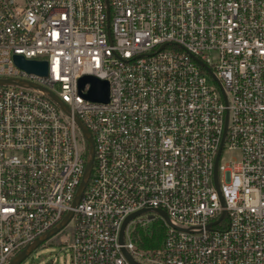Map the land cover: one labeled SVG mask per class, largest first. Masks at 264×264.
<instances>
[{"label":"built area","instance_id":"1","mask_svg":"<svg viewBox=\"0 0 264 264\" xmlns=\"http://www.w3.org/2000/svg\"><path fill=\"white\" fill-rule=\"evenodd\" d=\"M85 74L108 102L84 97ZM0 79L70 111L0 84V264L69 211L72 264H132L123 248L139 264H264V0H0ZM75 117L94 163L74 206L89 155ZM225 149L240 159L222 164ZM146 208L169 216L162 244L134 239L151 211L121 243Z\"/></svg>","mask_w":264,"mask_h":264},{"label":"water","instance_id":"2","mask_svg":"<svg viewBox=\"0 0 264 264\" xmlns=\"http://www.w3.org/2000/svg\"><path fill=\"white\" fill-rule=\"evenodd\" d=\"M14 60H15V63L19 67H21L22 69H24L30 73H34V74H38V75H42V76H46L48 74V63L46 60L25 59L22 55H15ZM6 83L17 84L19 82L12 80V79H0V84H6ZM19 84H22L25 86H30V87H32V86L39 87L40 89L47 92L55 102H57L63 109H65V111L67 113H70L66 104L63 103L60 100V98L58 96H56L53 92H51L49 89L42 87V86H39V85H36V84H33V83H30V82H25V81H22ZM86 84H89V87L85 92H83ZM78 88H79L80 92L83 93L84 97L91 100V101L108 102V100H109V94H110L109 82L106 79H102L96 75H88V74L82 75L78 80ZM75 121L79 125L80 129L83 132V135L85 136V138L89 144V155H88V159L86 162L85 171H84L82 180L80 182V185L78 187V191H77L76 196H75V200L73 202L74 206L77 205V203L80 201V199L84 193V190H85V187L87 184V180H88V178L92 172L93 163H94V144H93V139H92L91 133L84 126V124L81 122V120L78 117H75ZM219 155H220V152L218 154V157H219ZM216 164H217V161H216ZM214 176H215V182L217 185L218 184L217 168H215ZM149 211L158 214L167 223H169V224L171 223L169 216L167 215V213L163 209L146 208V209L139 210V211L129 215L125 219V221L123 222L121 232H120V238H119L121 243H123V241H124V231H125V228H126L128 222L131 221L132 219L136 218L137 216H139L145 212H149ZM154 216H155L154 214H150L149 218L152 219V218H154ZM72 217H73V211L67 212L66 215L64 216L63 220L59 224H57L55 227H53L52 229L47 231L45 234L38 237L32 244H30L29 246L24 248L22 251H20L16 256H14L11 259L9 264H21L25 260V258L27 256H29L36 248H38L40 245L47 242L53 236H55L60 231H62L67 226V224L69 223V221L71 220ZM122 250H123L124 254L126 255V257L128 258V260L132 264H139L137 261L134 260V258L129 254V252L125 248H123Z\"/></svg>","mask_w":264,"mask_h":264},{"label":"rangeland","instance_id":"3","mask_svg":"<svg viewBox=\"0 0 264 264\" xmlns=\"http://www.w3.org/2000/svg\"><path fill=\"white\" fill-rule=\"evenodd\" d=\"M234 159H240L239 151L225 149L221 158V163L223 164L228 162L229 160ZM153 224L154 220H151L147 226H138V228L141 229L144 233L151 236ZM65 236H61L59 234L55 235L53 238L36 248L29 256L25 258V260L21 264H72L71 250L66 245H61L64 244L63 240L65 239ZM162 242L163 239L160 245L162 244ZM137 245L139 246L138 242ZM160 245L156 247H159ZM156 247H151L150 249Z\"/></svg>","mask_w":264,"mask_h":264},{"label":"trees","instance_id":"4","mask_svg":"<svg viewBox=\"0 0 264 264\" xmlns=\"http://www.w3.org/2000/svg\"><path fill=\"white\" fill-rule=\"evenodd\" d=\"M87 149H89V144L87 143ZM137 227L134 233V239L138 242L139 246L145 249L151 247H156L160 245L162 239L165 237L166 225L161 217L154 219L152 235L144 233L141 229Z\"/></svg>","mask_w":264,"mask_h":264}]
</instances>
